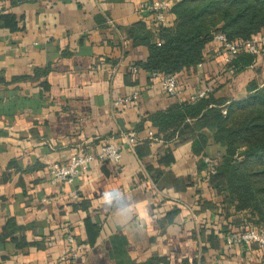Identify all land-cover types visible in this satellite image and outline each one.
I'll return each instance as SVG.
<instances>
[{
	"label": "crops",
	"instance_id": "1",
	"mask_svg": "<svg viewBox=\"0 0 264 264\" xmlns=\"http://www.w3.org/2000/svg\"><path fill=\"white\" fill-rule=\"evenodd\" d=\"M143 1L0 0V264H136L153 255L168 256L170 264H264L257 244L230 245L219 233L211 206L221 197L199 163L206 156L217 161L224 148L211 141L207 155H197L192 141L165 140L149 113L178 98L147 72L137 82L128 73L149 56L146 46L128 38L131 24L142 18L136 9ZM12 16L14 30L7 23ZM223 67L222 54L210 52L196 73L184 75L183 94L202 88ZM253 80L264 85V55L214 95L227 104L244 99ZM136 92L134 100L115 103ZM128 131L136 132L137 145L125 150L118 168L94 162L73 183H51L52 163L120 143ZM166 151L175 158L170 165L159 162ZM148 166L163 171L157 183ZM188 177L193 185L174 188L179 178L188 185ZM175 207L180 213L163 228L157 214ZM9 221L15 224L9 233L18 229L7 237ZM202 227L201 240L194 233ZM211 229L218 238L209 239ZM68 230L85 244L88 236L95 242L77 259L61 262Z\"/></svg>",
	"mask_w": 264,
	"mask_h": 264
},
{
	"label": "trees",
	"instance_id": "2",
	"mask_svg": "<svg viewBox=\"0 0 264 264\" xmlns=\"http://www.w3.org/2000/svg\"><path fill=\"white\" fill-rule=\"evenodd\" d=\"M21 1L15 0L16 3ZM170 13L174 15V20L167 25L156 24L154 20L150 25L147 16L131 24L128 38L134 45H144L149 49L146 60L134 63L138 71L128 70L136 78L135 82L140 72L145 71L150 77L158 74L156 78L160 81L164 76L175 75L179 87H182L185 74L196 73L210 52H219L214 44L215 35L223 33L229 41L237 42L251 40L264 31V0H175ZM11 20L7 23L14 30L17 27L16 21L13 16ZM257 59L256 54L241 51L228 64V68H233L234 75H237L251 67ZM48 71L49 68L45 74ZM231 77L224 63L221 73L203 80V87L212 89L207 97L194 103L178 101L166 110L149 113L153 126L165 140L178 138L181 141H192L197 155H207L211 141L224 148L214 166V172L210 171L211 167L205 160L199 163V172L204 170L208 185L221 197V201L211 207L221 222L219 233L224 238L234 233L233 228L246 231L264 225V85L260 86L256 80L251 81L247 86L246 98L227 104L225 99L215 97L214 92ZM13 80H20V77ZM42 86L48 87L46 80ZM224 110L227 112L224 113ZM174 160L173 153L166 151L159 162L170 165ZM147 171L153 174L155 183L163 173L149 166ZM198 177L202 178L201 173ZM191 185V177H188V185L184 178H179L174 188L184 190ZM179 213L180 208L175 207L165 214L159 212L157 218L164 228L166 223L175 221ZM89 224L87 219V228ZM11 225H15L14 221H9L4 228V236H12L13 231L18 229L14 226L9 233ZM204 233L202 227L199 233L194 234L202 240ZM218 237L211 229L209 239ZM88 239L89 244L79 241L84 250L95 242L90 236ZM14 241L21 247L28 245L16 238ZM201 249L204 251L205 246ZM170 262L168 256L153 255L147 261L136 264ZM186 263L183 261V264Z\"/></svg>",
	"mask_w": 264,
	"mask_h": 264
},
{
	"label": "built area",
	"instance_id": "3",
	"mask_svg": "<svg viewBox=\"0 0 264 264\" xmlns=\"http://www.w3.org/2000/svg\"><path fill=\"white\" fill-rule=\"evenodd\" d=\"M175 0H146L140 2L137 6L136 13L141 16H151L156 24H169L168 15L174 5ZM214 44L216 49L224 56L225 68L228 73L234 76L233 68H228V64L232 62L235 55L241 51L256 54L258 58L264 55V33L262 32L258 37H254L247 41H229L225 34L219 33L214 37ZM130 70L137 72L136 66H131ZM157 77L158 74H154ZM160 84L168 95L177 97L179 102L194 103L197 100L207 97L212 89L209 87H202L193 94L184 95L182 87H179L177 76L167 75L162 77ZM138 92L133 96H128L117 100L115 103L120 105L122 102L132 101L138 97ZM227 111L224 110V113ZM154 131L149 132L150 138H154ZM138 136L134 131L125 132L121 136V142H106L103 144L98 152L79 151L71 155L68 162H55L49 166L50 181L53 184L73 183L81 175L90 169L94 162H103L113 164L119 167L125 150H133L137 144ZM205 162L211 167L210 171L214 172V166L217 161L206 156ZM77 197V195H74ZM229 244H237L243 246H250L257 244L261 249H264V225L260 228L252 227L246 231H235L230 236L226 237ZM66 250L60 256L61 262L72 261L82 256L84 253L83 245L77 239V236L71 230H68L65 236Z\"/></svg>",
	"mask_w": 264,
	"mask_h": 264
},
{
	"label": "rangeland",
	"instance_id": "4",
	"mask_svg": "<svg viewBox=\"0 0 264 264\" xmlns=\"http://www.w3.org/2000/svg\"><path fill=\"white\" fill-rule=\"evenodd\" d=\"M132 66H133V65H132ZM210 158H211V157H210ZM213 158L216 159L215 157H212V159H213Z\"/></svg>",
	"mask_w": 264,
	"mask_h": 264
}]
</instances>
